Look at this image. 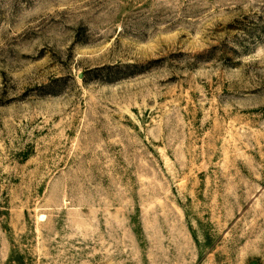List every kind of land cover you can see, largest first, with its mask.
<instances>
[{"label":"rangeland","instance_id":"374dc122","mask_svg":"<svg viewBox=\"0 0 264 264\" xmlns=\"http://www.w3.org/2000/svg\"><path fill=\"white\" fill-rule=\"evenodd\" d=\"M0 264H264V0H0Z\"/></svg>","mask_w":264,"mask_h":264}]
</instances>
